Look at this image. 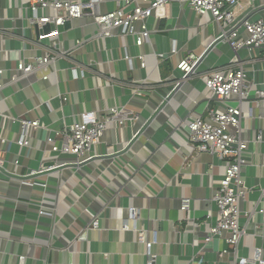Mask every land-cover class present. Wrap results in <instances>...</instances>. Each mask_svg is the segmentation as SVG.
Segmentation results:
<instances>
[{
	"label": "crops",
	"instance_id": "crops-1",
	"mask_svg": "<svg viewBox=\"0 0 264 264\" xmlns=\"http://www.w3.org/2000/svg\"><path fill=\"white\" fill-rule=\"evenodd\" d=\"M256 3L264 4V0ZM165 15L166 19L148 21L153 34L143 48L135 46L133 39H127L125 48L109 41L110 63L98 45H89L71 60L60 59L55 66L10 84L18 62L32 61L41 54V47L27 22L29 4L0 0V70L4 71L0 76V157L13 178L40 169L48 137L64 123L73 124L83 112L95 111L101 118L117 107L136 118L123 127L111 125L93 148L97 157L82 166L71 155L51 154L48 165L58 157L62 164L73 165L37 179L48 186L44 197L40 186L33 189L17 181H1L0 264H21L20 257L26 258L23 264H148V255L155 256L153 264H227L231 259L219 257L227 249L224 239L205 242L215 226L218 206L213 196L225 165L211 155L193 153L185 123L189 116L206 115L209 92L202 76L227 66L234 52L229 44L218 43L196 73L175 90L183 77L177 66L184 53L200 56L221 29L210 16L199 17L187 5L172 3ZM95 32L91 19L75 21L60 36L61 47L71 49L76 40ZM173 47L178 55L166 58L157 68L154 55L169 54ZM142 54L148 56L147 69L137 64L132 71L126 55ZM75 63L85 70L79 80L71 73ZM247 66L258 71L264 90V59ZM44 74L50 75L49 81L42 80ZM144 78L150 86L142 89L143 96L137 95L130 82ZM62 97L69 101L61 104ZM3 115L40 120L43 128L31 137L34 148L17 145L19 126L8 131ZM243 115L241 139L249 144L250 166L242 173L248 193L240 223L247 235L235 253L251 259L257 249L264 254L263 221L258 213L264 208V102L260 108L244 104ZM4 136L9 137V145L2 143ZM184 200L190 203L186 210ZM131 209L136 211L133 216ZM245 212L253 213L252 219ZM94 218L99 221L97 229L92 227ZM147 243H152L150 250Z\"/></svg>",
	"mask_w": 264,
	"mask_h": 264
},
{
	"label": "built area",
	"instance_id": "built-area-1",
	"mask_svg": "<svg viewBox=\"0 0 264 264\" xmlns=\"http://www.w3.org/2000/svg\"><path fill=\"white\" fill-rule=\"evenodd\" d=\"M29 4L31 16L27 18L29 28L36 31V45L40 53L32 61L20 60L12 75L10 84H17L24 78L43 71L50 66H55L60 59H72L75 52L86 50L89 45H98L99 50L108 58L107 44L116 41L119 47H126L127 39H133L135 46L143 48L151 43L152 30L148 21L166 19L165 10L172 3L187 5L199 17L210 16L220 29V35L216 41L229 44L234 52L230 63L202 79L209 91L207 97L206 115L201 117L189 116L185 126L188 131L190 147L193 153L208 154L216 157L225 165V173L219 187L213 196V201L218 206L215 226L211 227L205 242L210 243L214 239H224L227 249L219 253L220 258L230 256L227 264H264V254L261 249L255 251L253 258H238L235 250L242 238L247 235V230L241 226V217L244 212L241 205L246 201L247 189L242 178L243 171L250 166L247 151L249 144L241 139L243 120V105L254 104L260 108L264 102V90L262 83L257 80L255 69L248 70V64L264 59V4H257V0L244 2V0H20ZM112 6V8H110ZM44 12V15H41ZM91 19L96 27V32L91 37L78 39L71 49L61 47L60 36L67 33L73 23L78 20ZM71 24L69 29L66 25ZM48 41L47 45L44 42ZM246 53V57H242ZM178 55L175 47L169 54H155L158 65L166 58ZM147 55L142 54L137 58L126 55L132 71L136 65L142 70L147 69ZM199 60V56L190 53L182 57L177 69L183 74V79L193 73ZM4 71L0 70V76ZM57 73L56 71H54ZM74 80L85 77V70L79 65L71 68ZM50 75L44 74L43 81H49ZM125 83V82H124ZM110 83L108 82V85ZM128 84V83H127ZM130 86L137 95L142 94V89L149 87L147 78L142 81L132 80ZM1 90V86H0ZM176 90V88H175ZM174 90V91H175ZM173 91V92H174ZM173 94V93H172ZM170 94L167 99L171 97ZM62 103L69 101L68 97H62ZM235 103V105L233 104ZM8 121L9 129L14 125L19 126V137L16 141L21 148L32 149V135L35 131L43 128L39 119L31 120L26 117H13L3 115ZM136 118L124 108H110L106 115L99 117L95 111H87L79 114L77 121L71 125L64 123V127L56 130L53 136L46 141L47 150L42 157L40 169L30 170L28 175L21 178H13L5 167L3 158L0 157V183L2 180L17 181L22 186L43 189V197L48 188L47 184L37 182L54 170L62 167H71L73 164L59 162L55 158L53 163L47 164L51 154L71 155L75 157V164L79 167L95 159L93 148L101 143L105 132L113 124L123 127L128 123H134ZM140 132L133 136L137 138ZM262 140V135L259 136ZM4 145L11 143L9 137H1ZM3 154V153H2ZM1 154V156H2ZM19 166V160L14 162ZM47 164V165H45ZM42 197V196H41ZM264 199V189L261 191ZM189 200L183 201V210L189 207ZM135 209H131L132 216ZM262 217L261 228L264 232V208L258 211ZM40 214H44L40 210ZM253 213L245 212V217L252 219ZM92 227L99 228L98 219L94 218ZM223 234L228 237L223 238ZM264 239V234L262 236ZM152 243H147L148 250ZM150 254V253H149ZM231 254L233 256H231ZM148 264H153V255H148ZM20 263L26 261L20 257Z\"/></svg>",
	"mask_w": 264,
	"mask_h": 264
},
{
	"label": "water",
	"instance_id": "water-1",
	"mask_svg": "<svg viewBox=\"0 0 264 264\" xmlns=\"http://www.w3.org/2000/svg\"><path fill=\"white\" fill-rule=\"evenodd\" d=\"M70 26H71V24H67V25H66V29H69ZM219 42H220V41H218V40L216 41V40H215L214 43H213L208 49H206V50H205V51L199 56V60H198L196 66H195V68H194V70H193V73L190 74V75H188V76H186L185 79H183V80L179 83V85L177 86L176 90L182 88V87L184 86V84H185V81L189 80V79L191 78V76H192L193 74L196 73V71L198 70V68L204 63L206 57H207V56L210 54V52L212 51V48H213L215 45H217Z\"/></svg>",
	"mask_w": 264,
	"mask_h": 264
},
{
	"label": "rangeland",
	"instance_id": "rangeland-1",
	"mask_svg": "<svg viewBox=\"0 0 264 264\" xmlns=\"http://www.w3.org/2000/svg\"><path fill=\"white\" fill-rule=\"evenodd\" d=\"M85 2H87L88 0H84ZM189 55V52H185L184 53V57H186V56H188ZM165 60H162L161 62L163 63ZM209 74V73H208ZM208 74H206V75H208ZM205 77V75L204 76H202V79ZM209 92V91H208Z\"/></svg>",
	"mask_w": 264,
	"mask_h": 264
}]
</instances>
